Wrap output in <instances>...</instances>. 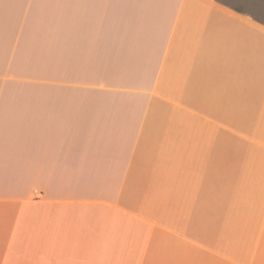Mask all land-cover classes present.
<instances>
[{
	"label": "crops",
	"instance_id": "obj_1",
	"mask_svg": "<svg viewBox=\"0 0 264 264\" xmlns=\"http://www.w3.org/2000/svg\"><path fill=\"white\" fill-rule=\"evenodd\" d=\"M223 0H0V264H264V20Z\"/></svg>",
	"mask_w": 264,
	"mask_h": 264
},
{
	"label": "rangeland",
	"instance_id": "obj_2",
	"mask_svg": "<svg viewBox=\"0 0 264 264\" xmlns=\"http://www.w3.org/2000/svg\"><path fill=\"white\" fill-rule=\"evenodd\" d=\"M245 9L264 20V0H223Z\"/></svg>",
	"mask_w": 264,
	"mask_h": 264
},
{
	"label": "trees",
	"instance_id": "obj_3",
	"mask_svg": "<svg viewBox=\"0 0 264 264\" xmlns=\"http://www.w3.org/2000/svg\"><path fill=\"white\" fill-rule=\"evenodd\" d=\"M236 9L237 10H239V11H245L243 8H241V7H236ZM246 12H248V11H246ZM250 13V12H249ZM253 14V13H252Z\"/></svg>",
	"mask_w": 264,
	"mask_h": 264
}]
</instances>
